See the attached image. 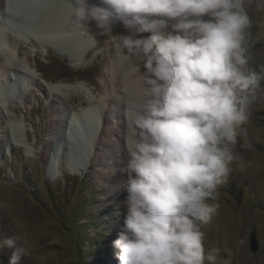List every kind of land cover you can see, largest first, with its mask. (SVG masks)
Masks as SVG:
<instances>
[{
    "label": "clouds",
    "instance_id": "obj_1",
    "mask_svg": "<svg viewBox=\"0 0 264 264\" xmlns=\"http://www.w3.org/2000/svg\"><path fill=\"white\" fill-rule=\"evenodd\" d=\"M264 0H75L81 22L103 34L122 27L118 54L137 76L126 110L120 173L119 264H231L206 249L219 188L239 160L253 106L264 97V62L250 42L249 8ZM5 237L9 264L30 255Z\"/></svg>",
    "mask_w": 264,
    "mask_h": 264
},
{
    "label": "rangeland",
    "instance_id": "obj_2",
    "mask_svg": "<svg viewBox=\"0 0 264 264\" xmlns=\"http://www.w3.org/2000/svg\"><path fill=\"white\" fill-rule=\"evenodd\" d=\"M13 2L19 3V15L10 10ZM1 5L2 0L0 22L11 19L18 23L20 18L24 22L27 16L26 32L43 30V25L57 15L53 11L57 5L51 7L47 2L42 3V8L36 7L32 15V8L28 9L31 4L26 0H5L4 8ZM249 15L253 22L249 39L258 54L257 62H264V6L252 5ZM68 24L73 27L74 22ZM88 26L95 47L85 53L77 66L53 47L38 49L32 45L36 42L25 45L19 55L29 60L37 75L28 72L27 85L23 87L21 83L23 92L9 95L5 105L0 100V240L15 237L18 246L28 248L30 255L23 256L19 264H119L115 255L118 249L112 242L124 224V177L119 171L124 156L122 135L105 133L108 124L90 129L82 125L81 131L87 128L88 134L85 144L90 145L92 152L89 163H84V174L61 170L55 176L48 166L53 159L55 167L60 165L62 169L65 165L67 154H56L53 142L60 128L69 127L65 112L87 106L88 95L68 94L64 90L50 93L43 88L47 83L84 81L99 101L107 78V55L120 56L117 45L125 32L122 27L103 34L95 21L89 20ZM11 28L9 36L13 38ZM96 50L98 53L93 56ZM1 64L0 60L2 71ZM9 113L17 114L23 123L15 134L4 122V115ZM246 127L247 136L236 147L239 160L231 166L229 182L219 188L217 212L210 224L202 226V231L206 249H220L219 257L230 258L231 264H264V97L253 106ZM108 135L116 144L112 147L115 158L104 164L97 152L104 141L106 144ZM19 140L26 144L21 146ZM106 166L108 173L104 171ZM254 229L259 239L257 252L250 249ZM12 254L13 249L0 248V264H9Z\"/></svg>",
    "mask_w": 264,
    "mask_h": 264
},
{
    "label": "bare ground",
    "instance_id": "obj_3",
    "mask_svg": "<svg viewBox=\"0 0 264 264\" xmlns=\"http://www.w3.org/2000/svg\"><path fill=\"white\" fill-rule=\"evenodd\" d=\"M26 1L29 2V5L31 4L28 8H32V10H30L29 12L30 14L35 12L34 10L36 7L42 8V3L47 2V4L51 7L52 5H57V7L53 9L54 13L57 15H54L53 17L55 18L51 19L49 22H47V24H41L44 26L43 30L42 28H40L41 30L28 29L27 32L24 30L26 27V24L24 25V22H26V19L28 18L27 16H25L24 22L21 18V21H19L18 23L11 22V19L9 20L10 22L8 20L6 22H0V60L2 61L1 65L3 68L2 71L0 70V100L3 104L9 100V95L23 92L20 87L21 83L23 84V87L27 85L26 83L28 79V72L37 75V70L29 65V60L19 55L21 52H23V48H25V45L31 42H36V44L32 43V45L36 46V48L38 49H40V47L42 48L43 46L53 47L58 53L66 56L70 61H73L72 63L76 66L80 63V61L83 60L85 53L95 47L93 45L94 41L90 38L88 21L81 22L79 18L74 14L73 5L75 4V0ZM4 2L5 0H2V8H4ZM66 3H69V5ZM97 3H99V0H97ZM18 4L17 2H13V6L10 8V10L13 11L12 13L15 12L14 14L17 15H19V13H21L20 11H22L19 7H17ZM69 22H74V24L72 25L73 27H70V25L68 24ZM85 23L87 24L86 26ZM59 24H63L65 26H59ZM9 27L14 28H11L15 33L13 35V38L9 36V31H11L9 30ZM97 50L93 53V56L97 55ZM106 61L107 64L105 67L107 78L104 79V94L99 101H96L94 99V96L91 92V87H89L88 84L84 81L64 83L57 82L50 84L47 83V85L45 86L46 88H43L44 91H49L50 93L51 91L53 92L64 90L68 94L77 93L88 95L87 106L80 108L78 111L76 110L77 112H74L73 109L70 111L67 110V113L65 112L64 116V118H67L68 122L70 121L71 126L69 124V127L67 128L69 130L68 134H71L75 139L73 143L76 146L73 147L72 150L75 152V154H77L79 159L78 161H71L70 159L66 158L67 160H65V165L62 169H59L60 165L55 167V159L51 161L49 160L48 166L49 169L51 168L50 173L55 174V176H59L61 174V170L62 172L67 171L71 174L79 175H83L86 171V165H84V163L88 164L92 156L90 145H88L87 143L85 144L88 135L85 131V129L87 130L88 128L87 126H90L88 128L90 129L93 127H97V125L101 126L102 123H104V125L108 124L109 126H107V130L105 131V133L118 134L119 136L122 135L121 137H123L124 139L126 129V110L130 108L132 104L138 101V97L140 94V85L137 80V76L139 74H128V69L132 61L125 59L121 55L116 58L115 56H113V54L108 53ZM62 114L64 113L62 112ZM4 116L6 117V120H4V122L5 124L7 123V128L9 129V131H12L15 134L17 129L20 128L23 124L21 118L14 113H9ZM100 120L102 121L100 122ZM115 120L117 121L115 122ZM82 125L87 127L84 128L83 131H81ZM121 125L124 126V129H121ZM106 141V144L105 141L103 142V146L99 150L100 152H97L103 160L102 163L104 164H108L110 159L114 160L115 155L113 153L114 150L112 147H116V144L114 145L113 142H111V138L109 137V135ZM18 144L24 146L26 143L25 141H20ZM77 146L80 147V150L77 148ZM117 147L118 148H116V150L118 152L119 146ZM52 149L56 154H60V151H55L53 147ZM85 151L88 154L87 158L83 157L85 155ZM61 153H65L66 155V151L64 152V150H62ZM52 164L53 167L51 166ZM104 171L105 173H108L110 169L106 166Z\"/></svg>",
    "mask_w": 264,
    "mask_h": 264
},
{
    "label": "water",
    "instance_id": "obj_4",
    "mask_svg": "<svg viewBox=\"0 0 264 264\" xmlns=\"http://www.w3.org/2000/svg\"><path fill=\"white\" fill-rule=\"evenodd\" d=\"M87 127L89 128L90 126H87ZM68 132H69V130L67 128H63V127H62V129L60 128L59 136L53 142L55 144V146L53 145L54 146L53 148L55 149V151L56 150H58V152L60 151V153L62 152V150H64V152L66 151V154H67L66 156L68 159H70L72 161L73 160L78 161L79 158H78L77 154H75V152L72 150V148L76 146L73 143L75 141V139L73 138V136L71 134L69 135ZM77 148L80 150L79 146H77ZM87 155L88 154L85 151V155L83 157L87 158ZM83 157H82V159H83ZM250 249L253 252H257L259 249V239H258L257 229H254L250 234Z\"/></svg>",
    "mask_w": 264,
    "mask_h": 264
}]
</instances>
